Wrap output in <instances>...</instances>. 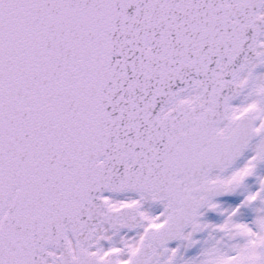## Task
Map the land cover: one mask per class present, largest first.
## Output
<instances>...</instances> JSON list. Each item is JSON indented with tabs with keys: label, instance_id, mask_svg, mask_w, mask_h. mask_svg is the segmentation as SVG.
I'll return each mask as SVG.
<instances>
[{
	"label": "snow or ice",
	"instance_id": "obj_1",
	"mask_svg": "<svg viewBox=\"0 0 264 264\" xmlns=\"http://www.w3.org/2000/svg\"><path fill=\"white\" fill-rule=\"evenodd\" d=\"M0 264H264V0H0Z\"/></svg>",
	"mask_w": 264,
	"mask_h": 264
}]
</instances>
